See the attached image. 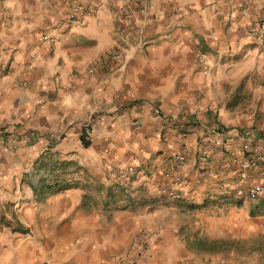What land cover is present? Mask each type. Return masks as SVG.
<instances>
[{
    "label": "crops",
    "instance_id": "0c3cea01",
    "mask_svg": "<svg viewBox=\"0 0 264 264\" xmlns=\"http://www.w3.org/2000/svg\"><path fill=\"white\" fill-rule=\"evenodd\" d=\"M70 2L0 0V264H247L264 217L245 194L264 183V35L248 30L264 0H83L77 23ZM44 155L144 204L33 192Z\"/></svg>",
    "mask_w": 264,
    "mask_h": 264
},
{
    "label": "trees",
    "instance_id": "16d2710c",
    "mask_svg": "<svg viewBox=\"0 0 264 264\" xmlns=\"http://www.w3.org/2000/svg\"><path fill=\"white\" fill-rule=\"evenodd\" d=\"M88 134L85 129L82 130L80 139L84 146H88ZM64 164V165H63ZM69 164V166H68ZM71 166V167H70ZM83 174L79 169L72 165L71 162H62L54 156H41L34 164L32 170L25 174L27 184L33 192L40 193L49 189H66V188H82L86 191V203H96L100 201L104 208L113 205V207L122 209L124 207L136 205L142 206L144 201L140 199H132L127 192L126 186L114 184L108 188L94 185V183L83 178ZM85 196V195H84ZM90 196V197H89ZM103 196L101 200L97 197ZM85 200V198H84ZM256 209L264 208V195L258 196ZM207 249L213 250L212 244L207 245Z\"/></svg>",
    "mask_w": 264,
    "mask_h": 264
},
{
    "label": "built area",
    "instance_id": "2783aa9c",
    "mask_svg": "<svg viewBox=\"0 0 264 264\" xmlns=\"http://www.w3.org/2000/svg\"><path fill=\"white\" fill-rule=\"evenodd\" d=\"M82 1L83 0H71V2H70V13L68 14V17H67L70 22L77 23L82 17L89 14V11L86 8H84V6L82 5ZM132 3L133 2H130L129 5L131 6ZM130 10H131V7H128L127 11L129 12ZM126 17L128 19L130 18L128 14H126ZM248 33H252V34H255L257 36L264 35V23H259V24H256L255 26L251 27L248 30ZM44 38H46V37H44ZM113 55L115 57H119L120 54L118 51H115V52H113ZM84 129L88 134V132L90 131L89 126H85ZM245 149L247 150V147H245ZM174 159L177 162H179L181 160L180 156H178V155L175 156ZM198 159L200 161H203V156L199 155ZM243 165L245 167H255L257 165V159H255L254 157H250V156H247L246 158L244 157L243 158ZM214 176L217 177V179L220 178L219 173L214 174ZM243 181L244 180L241 179V182H243ZM245 191H246L245 194H247L250 197L262 196V195H264V184H256V185L249 186L245 189ZM178 197H179L178 194L172 195V198H178ZM147 236H148L147 232H144L142 234L137 235L135 237L134 246L139 244L141 242V240L145 239Z\"/></svg>",
    "mask_w": 264,
    "mask_h": 264
},
{
    "label": "rangeland",
    "instance_id": "374dc122",
    "mask_svg": "<svg viewBox=\"0 0 264 264\" xmlns=\"http://www.w3.org/2000/svg\"><path fill=\"white\" fill-rule=\"evenodd\" d=\"M249 81H250L249 87L247 90L248 94L242 97L244 99L243 101H241L239 104L238 103L236 104L237 106L240 107V110L242 112H246V113L249 112L250 110H253L256 105V102L254 101L252 97V91L251 93H249L250 92L249 89L250 90L254 89L255 81L253 79H250ZM262 178L264 179V174L262 175ZM260 223H261L260 231L256 233H250L248 235V243H247V246L244 248L245 253H247L246 255L247 264L264 263V217L262 218ZM259 225L260 224L258 222V226Z\"/></svg>",
    "mask_w": 264,
    "mask_h": 264
}]
</instances>
